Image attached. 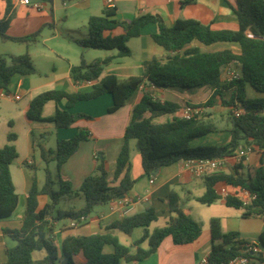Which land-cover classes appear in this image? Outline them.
<instances>
[{
    "label": "trees",
    "instance_id": "trees-1",
    "mask_svg": "<svg viewBox=\"0 0 264 264\" xmlns=\"http://www.w3.org/2000/svg\"><path fill=\"white\" fill-rule=\"evenodd\" d=\"M5 10L0 18V39L2 41L35 43L40 29L23 36H11L7 33L10 20L14 13V0H4ZM191 0H184L188 3ZM238 20V27L232 29H212L195 19H178L172 25L155 14H142L131 20L115 18V8L106 7L102 15H92L88 18L86 37L75 42L83 48L102 50L117 49L116 56L130 55L126 42L140 33V28L147 23H155L157 31L152 35L154 41L172 55L164 61H148L143 63L141 76H130L119 79L113 74L101 79L102 68L111 57L97 58L91 63L83 59L79 64L72 65L70 77L74 82H92L88 89L75 92L65 90H46L34 96L26 111L27 118L40 120L43 106L49 101L65 99L67 107L80 100H91L104 93L112 96V105L107 108L111 113L122 107L144 83L156 88H170L179 91H192L201 87L212 90L208 99L199 103L205 108L214 106L218 98L221 104L228 108L230 128L228 141L214 145H191L194 139L208 133L218 131L210 123L201 119L189 120L173 117L162 123L153 122L154 116L173 114L179 105L170 101H161L150 92L143 91L137 103L130 112L129 122L123 133V144L116 157L113 181L107 179L104 158H98L94 173L82 180L79 192L84 197V205L77 210H56L54 219H77L88 216L98 204H106L126 193L133 187L135 179L129 174V144L134 140L135 149L140 153L141 165L146 176L154 175L159 168L186 159L213 158L232 155L239 145H250L261 151L259 165L252 171L240 172L237 166L233 172H218L203 176L205 192L197 197L202 204H210L219 196L215 185L224 182L231 186L232 194L225 195L224 202L228 207L242 211V216L261 215L264 211V96L246 98L242 95L244 86L249 84L254 90L264 93V0H236L233 8ZM117 27L122 29L118 35H104L106 31ZM248 34H251L249 36ZM193 40L204 45L215 42H232L239 46L240 53L231 49L202 50L199 46L187 45ZM231 62L238 65V78L221 81V68ZM34 63L28 52L18 55H0V88L8 92L13 77L34 74ZM230 96L225 98L226 92ZM241 108L239 115H234L233 109ZM149 115L145 116V113ZM89 118L83 113L72 114L67 109L56 108L52 117L58 127H67L78 118ZM90 136L85 128L69 139L56 142L53 151L56 164L60 166L77 150L81 141ZM16 134L8 132L6 142L0 147V219L12 214L18 205V194L15 191L10 172V164L16 157L13 141ZM43 154V153H41ZM43 158L45 157L42 155ZM31 178V187L26 195V205L21 226L18 229H3L15 243L5 248L6 260L0 264H120L121 260H142L152 254L161 241L170 236L176 244L194 241L201 232L200 224L189 214L183 212L176 192L170 191L167 198L168 210L171 216L167 222L148 233L147 227L157 219L156 210L152 206L142 212L126 214L104 226L103 232L89 235H67L59 244L52 240L53 228L46 219L55 209L58 197L62 194H73L69 181L58 178L59 189L54 188L55 180L51 171L45 168V180L41 187L37 186L36 167L25 163ZM241 166V165H240ZM120 175L117 184H112ZM247 191L254 196L249 202L240 195ZM46 194L49 202L41 210H37V196ZM137 227L144 228L142 236L134 242L136 249L119 242L112 234L113 230L130 234ZM211 248L202 264H226L239 254L240 245L246 242L240 239L236 231L221 232L218 218L209 220ZM262 239V236H261ZM147 241L148 248L140 244ZM110 244L111 253L103 252V246ZM34 251H43L41 258H33ZM253 264H263L261 253L253 256Z\"/></svg>",
    "mask_w": 264,
    "mask_h": 264
},
{
    "label": "crops",
    "instance_id": "crops-1",
    "mask_svg": "<svg viewBox=\"0 0 264 264\" xmlns=\"http://www.w3.org/2000/svg\"><path fill=\"white\" fill-rule=\"evenodd\" d=\"M14 1V13L7 29V33L9 35L23 36L33 33L38 29L42 30V28L46 25H52L54 9L48 13L46 11V6H43L41 2L42 7L40 9H36L31 5H24L18 3L16 0ZM49 1L53 2L54 0ZM182 1L184 0H113L112 7L115 8V18L118 20L128 21L138 15L150 13L160 16L167 25H172L178 19H195L203 24H208L215 30H234L238 27V20L233 9L236 5V0H191V2L188 3H182ZM63 5L67 6L65 9L66 18L77 14L82 16L86 22L92 15H102L104 9L107 7L105 0H69L68 4L66 1H63ZM53 7L55 8V4ZM4 10L5 2L4 0H0V18H2ZM156 31L157 26L155 23L150 22L143 25L140 28L139 35L130 38L126 42V45L130 49V55L123 57L116 56L117 49H94L102 52L95 58L87 60V58H85L82 54H79L77 57H70L68 54H61L60 52H55V50L49 48V52H54L56 56L61 60H64L65 63L61 66V70L58 72L57 67L55 65H51L52 72L44 75H42V72L36 64V60L34 58L35 51H33V48L29 49L34 43L26 44L24 42H17L19 45L17 47H13L12 45L2 44H4V42L7 44L14 41H2L0 39V55H18L28 52L34 63L36 72L30 75L13 77L10 84L11 87L8 88V92L0 88V99L7 98L10 101L14 100L8 96H4L5 93H9L10 88L13 89V93H20V98L18 100H20L24 95L28 96L27 103L22 109H18V111H14L8 115L6 120L7 125L11 129L10 132L16 134V139L13 141V144L17 150L19 134L16 132V127L20 123H23L25 128V138L29 145L27 158L23 160L25 163L33 164L36 168L42 163H45L46 168L51 171L55 180L54 186L58 187L56 190L59 189V177L70 182L74 193L62 194L58 197V200H66V197L82 198L81 193L76 191L79 189L84 177L94 173L98 158H104L107 179L109 181H113L115 161L123 144L124 129L129 122L130 112L133 105L139 101L144 90L150 92L154 97L160 99L161 101L166 100L179 105V108L173 114H170L169 118L167 116H163L169 114L154 116L153 122L156 123H162L176 117L180 108L186 103H203L210 96L212 90L208 87L198 88L207 90L205 98L193 100V98H191L194 94L193 91L197 89L192 91H179L170 88H156L154 86H149L146 82L127 100L122 107L111 113L107 112V108L112 105V96L109 93H104L95 99L77 101L71 107H67L65 99L57 102H47L46 104L53 102V114L56 108H58L59 110L67 109L72 114L83 113L89 116V118H78L67 127L56 126L53 121L47 120L52 117L53 114L50 116H43L42 111L40 120H31L27 118L26 111L29 101L40 92L52 89L65 90L69 92H75L80 89H88L93 83L98 82L99 79L109 74H113L119 79H125L130 76H141L143 74L144 62L153 60L164 61L168 55H172L173 53L168 52L154 41L152 35ZM120 33H122V29L117 27L113 30L106 31L104 35L113 36ZM50 38L51 36L47 37V39ZM76 39L80 38H73V41L75 42ZM189 46H199L202 50L208 51L229 48L234 53H240L239 46L232 42H215L210 45H204L197 40H193L187 45V47ZM47 56L48 55H46V57ZM106 57H111V60L103 65L102 73L98 80L92 82H74L71 79L70 68L72 65L79 64L81 59H83L86 63H91L97 58ZM230 67L239 71L238 65L235 62H231L223 66L221 68L220 75L221 81L227 82L224 71ZM243 93L244 96L246 93V98L264 96V93L257 92L256 90L252 91L249 84L244 86ZM230 94L231 90L226 92L225 98H228ZM220 104L221 101L218 98L215 105ZM214 106L206 108L207 111ZM147 115H149V112L145 113V116ZM162 117H165L166 120L161 121L160 118ZM79 128L87 129L90 136L87 140L81 141L77 150L60 166L56 164L53 154L54 150L46 147L45 145L41 146L38 142H36L33 134L36 130L42 137V135L47 132V136L49 137L54 135L55 141L57 142V140L60 139L71 138ZM225 131L226 135H223L224 138L221 142L222 144L227 142L229 138L228 131ZM128 144L130 150L129 174L131 178L135 179V183L126 193V195L134 198L132 209L126 214L142 212L146 207L152 206L157 213V219L153 222L160 220V224L158 226L154 225L151 228L150 223L146 228L148 233H152L155 229L163 226L172 215L168 210L167 198L170 191H174L178 195L181 209L200 224L201 232L194 241L182 244L174 243L172 238L167 236L161 241L152 254L142 260H121L120 264H202L206 261V257L211 248L212 241L209 230V220L214 217L219 219L221 232L225 233L229 231H236L240 239L257 242L259 244L258 252L261 253L264 264V211L261 215L242 216L241 210L226 206L224 197L225 195L232 194L234 189L224 182H218L215 185L216 192L220 197L210 204H202L197 200V197L203 195L205 192L203 176L195 177L191 175L186 170L183 160L163 166L159 168L154 175L146 176L141 165L140 153L134 146L135 142L130 140ZM194 144L204 145L200 143ZM260 154L261 151L255 147L254 150L246 156V159L242 162L239 171L245 173L246 171H252L256 168L259 165ZM42 155L45 157L43 158ZM51 162H55L54 171L51 170L52 168H49ZM236 167V164L233 165V163L226 164L222 169V172H233ZM10 172L15 191L18 194V205L10 216L0 219V263L5 262L6 260L4 253L5 248L12 246L8 242L9 237L3 233V229H18L21 226L26 205V195L31 187V178L27 169L22 168L20 175H17L18 184L16 183V177L14 178V171L11 168V164ZM121 176L122 175L114 180L112 184H117ZM36 177L37 186L41 187L43 184H40V179L37 175ZM150 179L152 182H150ZM37 202V210H41L45 204L49 202V197L46 194H40L37 196ZM98 205V207H96L98 208L96 216L91 218L90 214H88L84 222L75 226H79L77 229L70 227L69 223L62 224V226L58 227L59 222L54 219V209L50 215L46 216V219L50 222L53 228L52 240L56 244H59L67 235H89L92 233L103 232L102 226L126 215L118 208L115 199L106 203V207L101 206L105 204ZM63 210L77 209L68 208ZM134 230L128 234L130 239L127 244H125L126 246L131 247L132 252L136 249L134 242L142 236L144 228H142L141 234L136 233L133 235ZM114 232L115 231L113 230L112 234L117 237ZM132 236H134V238ZM140 247L143 249L148 248L147 241L142 242ZM112 251V245L106 244L103 246V252L111 253Z\"/></svg>",
    "mask_w": 264,
    "mask_h": 264
},
{
    "label": "rangeland",
    "instance_id": "rangeland-1",
    "mask_svg": "<svg viewBox=\"0 0 264 264\" xmlns=\"http://www.w3.org/2000/svg\"><path fill=\"white\" fill-rule=\"evenodd\" d=\"M63 1H66L68 4L69 0H54L53 2H50L49 0H32V2H41L43 6H46V11L48 13L51 12L52 9H54V17H53V23L52 25H46L42 30H40V35L38 37V40L36 43L31 45L33 48V51H35V60L38 68L42 72V75L44 74H50L52 72L51 65H55L57 67V72L61 70V66L64 65L65 61L61 60L56 56L54 52H49V48H52L55 50V52H60L61 54H68L70 57H77L79 54H82L87 58V60H90L91 58H95L100 54L101 52L99 50H94L91 48H81L76 44V42L73 41V38H81L83 36H87L88 29H87V22L84 21L82 16H79L75 14L74 16H70L68 18L65 17V9L67 6L63 5ZM55 4V8L53 5ZM51 20V21H52ZM84 34V35H83ZM51 36L50 39H47V37ZM1 43V42H0ZM2 45H12L13 47H17L19 43L17 42H10ZM22 54V53H21ZM46 55H48L46 57ZM37 77V76H34ZM9 87H11L9 85ZM252 91L253 88L251 87ZM13 89L10 88L9 93H13ZM193 100L195 99H202L205 98L207 94L206 89H197L193 91ZM244 95V93H242ZM20 96V93H19ZM246 96V93H245ZM28 100V96L24 95L20 100H13L10 101L7 98L0 99V147L6 142V133L10 132L11 129L7 125V118L8 115L11 114L14 111H18V109H22ZM53 102H50L49 104H46L42 110L43 116H50L53 114ZM228 108L223 107V105H215L213 108L209 109V111H205L204 115L200 118L201 121L204 123H210L211 125H214L218 131L208 133L207 135L194 139L191 141V145H196L194 143H200L204 145H214V144H222V140L224 138L225 130L230 128V122L228 120ZM170 117L169 115H163ZM160 120H166L165 117L160 118ZM16 132L19 134L18 142H17V150H16V157L12 160L11 168L14 171V178L16 177V183H17V175H20L22 168L27 169L25 166V160L27 158V151L29 149L28 142L25 138V128L23 126V123L19 124L16 127ZM36 142H38L41 146L45 145L48 148L55 149V136H47V132L42 135V137L37 133L35 130L33 132ZM226 135V134H225ZM218 139V140H217ZM134 141V140H133ZM195 141V142H194ZM32 158V157H31ZM45 163H42L39 167L36 168V175L40 179V184L42 185L45 180ZM51 170H55V162L50 163ZM18 184V183H17ZM55 189H57V186H54ZM19 190V187H18ZM82 198H75L66 197L65 199H59L56 206L54 214L56 213V210H63L68 208H81L84 204V197ZM99 206V205H98ZM97 205L94 207L93 211L90 213L91 218H94L96 216V212L98 211ZM105 206V205H101ZM70 218H62L59 219L58 227L62 226V224L69 223ZM160 224V220L157 222L151 223L152 226H158ZM78 227H73V229H77ZM117 235V238L119 242L122 244H127V242L130 239V236L128 234H125L123 232L114 230ZM141 234L142 233V227L135 228L134 232ZM140 236V235H138ZM134 238V236H132ZM8 242L10 245H13L15 242L9 238ZM111 248L110 246H108ZM33 258L38 259L41 258L44 255L43 251H34L32 253Z\"/></svg>",
    "mask_w": 264,
    "mask_h": 264
},
{
    "label": "built area",
    "instance_id": "built-area-1",
    "mask_svg": "<svg viewBox=\"0 0 264 264\" xmlns=\"http://www.w3.org/2000/svg\"><path fill=\"white\" fill-rule=\"evenodd\" d=\"M18 3L24 5H31L36 9H40L42 4L40 2H32L31 0H16ZM107 7H112L113 0H105ZM251 36V34H248ZM225 79L227 81H232L239 77L240 73L236 69L227 68L224 71ZM4 96H8L11 99L18 100L20 98L18 93H5ZM206 111V108L200 104H190L186 103L177 113L178 118L189 120L193 118L200 119ZM242 112L241 108H234V115H239ZM255 147L250 145H239L235 152L230 156L223 157H213V158H191L184 160L186 170L195 177H202L206 175H212L218 172H221L226 164L233 163L236 166L241 167L240 165L246 159V156L254 150ZM231 161V162H230ZM150 182L152 180L150 179ZM240 195L245 198L246 202H249L254 196H250L247 191H241ZM117 206L122 210L123 214L128 213L133 206L134 198L128 195H122L118 198H115ZM86 216H80L77 219H70L69 226L75 227L79 223L84 222ZM259 251V244L255 241H246L240 245L239 254L231 258L226 264H253V259L250 256H253L256 252Z\"/></svg>",
    "mask_w": 264,
    "mask_h": 264
}]
</instances>
